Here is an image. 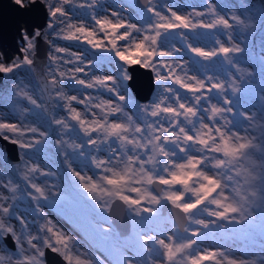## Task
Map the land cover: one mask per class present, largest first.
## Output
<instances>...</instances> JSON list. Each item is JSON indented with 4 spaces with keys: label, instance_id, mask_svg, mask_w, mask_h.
I'll return each mask as SVG.
<instances>
[{
    "label": "snow or ice",
    "instance_id": "obj_1",
    "mask_svg": "<svg viewBox=\"0 0 264 264\" xmlns=\"http://www.w3.org/2000/svg\"><path fill=\"white\" fill-rule=\"evenodd\" d=\"M73 2L39 0L50 31L38 29L32 37L25 33L22 58L12 63L0 60V74H15L25 67L31 71L35 38L51 35L108 53L104 62L111 74L97 75L105 71L103 65L97 68L82 52L47 39L51 46L47 71L37 87L51 100L63 101L59 106L66 115L52 116L49 123L64 135L75 133L80 140L71 144L62 138L55 141L57 146L72 149V153L64 152V163L75 177L73 191L82 198L70 221L84 218L92 238L106 245L110 264H264V108L259 113L240 112L229 96V92L241 91L239 81L244 79V70L233 58L244 48L230 31L228 43L216 39L212 48L193 46L188 35L200 28H248L249 18L236 14L226 18L212 3L206 5V12L193 8L184 15L165 4L161 6L168 13L165 15L147 0L145 12L150 15L133 23L117 10L101 16L95 11L98 0H84L78 7L92 9L89 23L74 19ZM14 3L21 10L26 8L25 0ZM28 3L36 6L38 0ZM205 15L207 21L202 18ZM261 15L264 17V0ZM176 40H183L203 61L222 58L239 75L229 72L225 79L188 75L187 61L180 57L182 49L176 47ZM132 65L149 69L159 89L154 99L135 103L130 115L126 109L132 100ZM66 89L83 91L69 95ZM12 90L31 107H20L19 112L14 107L11 118L0 114V139L17 146L27 157L15 173V182L0 177V264H54L49 254H55L62 264H103L91 247L83 248L78 235L46 214L45 207L63 206L65 194L55 183L47 182L55 174L33 162L32 154L49 132L26 121L33 108L47 109L21 84H14ZM104 92L110 98L105 99ZM72 154L87 161V170L73 166ZM21 197L34 205L31 213L17 208ZM117 203L139 225L131 235L112 217ZM167 206L175 213V218L169 214L172 227L161 231L147 228ZM230 225L246 226L250 248L259 250L237 255L224 237V246L200 247L201 237L208 238L215 229L227 233Z\"/></svg>",
    "mask_w": 264,
    "mask_h": 264
},
{
    "label": "rangeland",
    "instance_id": "obj_2",
    "mask_svg": "<svg viewBox=\"0 0 264 264\" xmlns=\"http://www.w3.org/2000/svg\"><path fill=\"white\" fill-rule=\"evenodd\" d=\"M83 2L84 0H74L73 6L70 7V11L74 13V19H85L91 23L90 16L92 9L78 7V5ZM88 2H90V0H88ZM152 2L158 7V10L164 12L165 15H168V13L166 9L161 7L165 4L172 7L178 13L184 15L191 13L193 8H195L198 12H206V5L208 3H212L217 6V11L226 18L231 17L233 14L249 18L250 27L248 28L240 26H234L231 30H225L223 28L219 30L200 28L195 32H188V35L189 42L192 43L193 46L212 48L215 46L214 40L216 39L228 43L227 34L229 31L231 32L234 41L244 48V52L234 54L233 57L234 62L238 65V67L244 70V79L239 81L241 91L235 95L229 92V96L235 101L238 111L259 113L264 106V102L260 95L257 98L258 93L254 94L253 89L258 91L261 89L260 84L264 83V17L261 15V0H152ZM25 3L28 5V0H25ZM146 6L147 4L144 7H139L136 0H98L95 11L103 16L107 10H117L121 12V15L124 18L133 23H138L147 19V16L150 15L145 12ZM101 9L105 11H102ZM202 18L205 19V21L209 19L207 15ZM45 23L46 20L39 27L33 24L30 28V34L28 33L25 23H22L20 35H16L18 53L8 47V52L6 53L5 58L4 52L0 47V60H3L6 63H12L21 59V49L25 46L24 34L27 33L29 37H32L33 33L38 29L42 32L50 31L46 29ZM42 39L46 41V57L48 52L51 50V46L48 44L47 39H51L57 46L70 47L73 52H82L88 59H92L96 62L95 67L100 68L103 65L105 71L98 72L96 73L97 75L111 74L110 71L107 70L108 65L104 62V57H106L108 53L91 49L90 46L86 44H75L57 39L54 35L49 36L47 39L42 37ZM34 42H36V39ZM175 44L176 47L182 49L179 55L187 61V71L190 76L196 75L200 78H204V76L208 75L218 77L219 79H225L227 78V74L229 72L232 75H239L234 69L229 68L227 63L224 62L222 58H216L209 63L192 54L185 47V42L183 40H176ZM38 60L41 59H35V64L31 71L25 67L19 69L15 74H2V79L0 80V114L10 116L11 118L14 107L16 112H19L20 107H31L30 105H27L25 101H19V98L13 94L12 86L14 84H21L32 92L33 95L40 98L38 102L43 103L47 110L44 111L39 108H33V114L28 116V120L26 122L39 127L42 131L47 130L50 135L47 140L42 141L35 153L32 154L33 162L39 163L43 169L54 173V176L47 178V182L55 183L57 188L63 190L65 194V203L63 206L45 207V212L48 216L65 227L66 231L72 232L74 235H78L80 243L83 245L85 250H88L91 247V249L94 250L92 254L103 261V264H110L111 255L105 250L106 245H104L101 241L94 240L92 238V235L87 230V223L84 218L78 217V222L76 223L70 221L69 219L72 216L73 209L82 203V198L73 191L75 177L72 176L71 172H69L66 164L64 163V152L67 150L69 153H72V149L67 145L57 146L55 141L62 138L71 144L80 143V140L77 138L75 133L71 136L64 135L57 126L49 123L50 117H64L66 115V111L62 110L59 106L63 103V101L56 102L51 100L47 93L42 94L40 88L37 87V84H43L44 74L47 71L48 63L47 59H45V62ZM176 87L178 88L179 86ZM158 89L159 86L155 83V88L150 98L145 101H140L133 95L129 88V95L132 97V100L128 101L130 108L126 109V111H128L131 115L134 110L135 103H146L149 100L154 99L155 92ZM66 91L69 95H80L83 90L81 89L80 92H77L74 89H66ZM88 92L92 95H97L93 89H89ZM181 93L182 95H185L183 90H181ZM210 95L213 96V103H216L217 100L215 99V93ZM103 97L105 99L110 98L109 94L106 92L103 93ZM247 101H250L248 103L249 107L247 106ZM93 103H95V101H93ZM252 106L255 108H252ZM77 107L83 110V106ZM237 119H240V117H237ZM257 122L259 123L260 121ZM243 127H247V125L245 124ZM255 134H258V132ZM18 151L20 157L19 162L9 163L7 161L5 150L0 147V177L13 179L15 182V173H18L21 170L24 160L27 159V157L23 156V150L18 148ZM71 159L74 161L73 166L76 167L77 170H87L85 168L87 161H81L75 156V154L71 155ZM20 187H24L22 182L20 183ZM17 195H19V193ZM33 207L34 205L30 204L29 199L26 197H21V201L17 204V208L20 212L25 214L31 213L33 211ZM29 218L31 219V217ZM128 218L130 225L129 231L126 235H131L133 231L139 230V225H134L132 219L130 217ZM259 223L260 219L257 217V233L259 230ZM146 227L149 229H155L156 231L172 227L169 222V212L165 214L161 213L155 220L148 223ZM247 235L248 231L246 226L230 225L227 233L223 230L215 229L209 234L208 238L201 237L200 239L202 243L200 244V247L215 248L224 246L225 239H222V237H224L227 239V246L232 249L233 253L247 256L250 251L259 250L258 247L256 249L250 248V241L246 239ZM258 243L259 241L257 237V245Z\"/></svg>",
    "mask_w": 264,
    "mask_h": 264
},
{
    "label": "water",
    "instance_id": "obj_3",
    "mask_svg": "<svg viewBox=\"0 0 264 264\" xmlns=\"http://www.w3.org/2000/svg\"><path fill=\"white\" fill-rule=\"evenodd\" d=\"M136 2L139 7H144L147 4V0H136ZM45 20L46 15L44 10L39 6V0L36 6L28 4L23 10L15 5L14 0H0V47L4 52L5 58L6 53L8 52V47L12 48L18 53L16 46V35H20L22 23H25L28 33L30 34V28L33 24L39 27L45 22ZM35 39V59L39 58L41 60L38 61L45 62L46 41H44L42 37ZM129 74L132 77V79L129 81V88L133 95L140 101L149 99L155 87V81L152 78L151 71L137 65H132L129 66ZM1 79L2 74H0V80ZM0 147L5 150L7 161L9 163L19 162L20 157L17 146L0 139ZM167 212H169V214L171 212L175 218V213L174 210L171 209V206L161 209L162 214ZM112 217L117 221L121 229H126V233L129 231V218L119 203L114 205ZM179 222L181 226H183L184 221L180 219ZM49 258L54 262V264H62V261H60V259L56 257L55 254H49Z\"/></svg>",
    "mask_w": 264,
    "mask_h": 264
},
{
    "label": "trees",
    "instance_id": "obj_4",
    "mask_svg": "<svg viewBox=\"0 0 264 264\" xmlns=\"http://www.w3.org/2000/svg\"><path fill=\"white\" fill-rule=\"evenodd\" d=\"M252 86H254V85H252ZM251 86V87H252ZM260 87H261V89H259L258 91H256V89H253L254 90V94H256V93H258L257 94V98H258V96L260 95L261 97H264V83H261L260 84ZM155 88V87H154ZM258 89V88H257ZM154 90V89H153ZM250 101H247V106H248V103H249ZM263 102H264V100H263ZM246 106V105H245ZM249 107V106H248ZM254 106H252V108H253ZM255 108V107H254ZM263 108H264V106H263ZM246 248V247H245ZM243 253H244V250H243Z\"/></svg>",
    "mask_w": 264,
    "mask_h": 264
}]
</instances>
